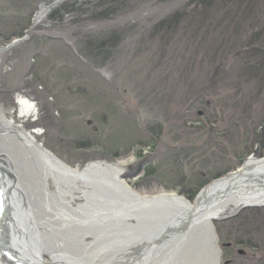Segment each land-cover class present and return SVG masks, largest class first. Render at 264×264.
Wrapping results in <instances>:
<instances>
[{"label": "rangeland", "instance_id": "374dc122", "mask_svg": "<svg viewBox=\"0 0 264 264\" xmlns=\"http://www.w3.org/2000/svg\"><path fill=\"white\" fill-rule=\"evenodd\" d=\"M0 110L72 169L194 205L264 160V0H0ZM210 227L216 264H264V205Z\"/></svg>", "mask_w": 264, "mask_h": 264}, {"label": "bare ground", "instance_id": "6f19581e", "mask_svg": "<svg viewBox=\"0 0 264 264\" xmlns=\"http://www.w3.org/2000/svg\"><path fill=\"white\" fill-rule=\"evenodd\" d=\"M17 104L36 120L33 102ZM31 133L0 110V264H160L164 252L174 264H216L210 217L264 205V160L246 161L194 205L172 196L161 207L121 180L122 164L72 169Z\"/></svg>", "mask_w": 264, "mask_h": 264}, {"label": "flooded vegetation", "instance_id": "af4514ba", "mask_svg": "<svg viewBox=\"0 0 264 264\" xmlns=\"http://www.w3.org/2000/svg\"><path fill=\"white\" fill-rule=\"evenodd\" d=\"M242 256H245L243 253H240Z\"/></svg>", "mask_w": 264, "mask_h": 264}]
</instances>
